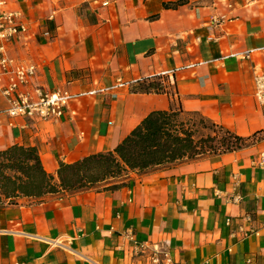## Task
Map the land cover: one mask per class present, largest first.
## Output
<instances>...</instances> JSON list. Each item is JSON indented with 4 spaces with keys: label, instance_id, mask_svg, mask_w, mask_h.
I'll return each instance as SVG.
<instances>
[{
    "label": "crops",
    "instance_id": "0c3cea01",
    "mask_svg": "<svg viewBox=\"0 0 264 264\" xmlns=\"http://www.w3.org/2000/svg\"><path fill=\"white\" fill-rule=\"evenodd\" d=\"M15 7L28 30L8 43V55L36 65V85L74 96L55 121L0 114V151L36 147L58 180L60 163L114 151L155 110L197 114L252 139L142 172L126 168L77 191L2 196L0 264H146L126 233L168 242L182 264H264V105L254 81L255 69L264 70V0ZM148 77H160L164 90H134Z\"/></svg>",
    "mask_w": 264,
    "mask_h": 264
},
{
    "label": "trees",
    "instance_id": "16d2710c",
    "mask_svg": "<svg viewBox=\"0 0 264 264\" xmlns=\"http://www.w3.org/2000/svg\"><path fill=\"white\" fill-rule=\"evenodd\" d=\"M134 90L161 92L164 87L160 77H148L144 83L134 85ZM178 115L176 110L152 111L114 151L91 154L71 164L60 163L58 180L45 170L36 147L13 145L0 151V200L2 196L12 200L21 195L42 197L77 191L117 177L126 168L142 172L193 159L208 150H234L252 139L239 136L222 125L207 123L203 118L202 123L222 131L223 135L196 139L195 131L179 122Z\"/></svg>",
    "mask_w": 264,
    "mask_h": 264
},
{
    "label": "built area",
    "instance_id": "2783aa9c",
    "mask_svg": "<svg viewBox=\"0 0 264 264\" xmlns=\"http://www.w3.org/2000/svg\"><path fill=\"white\" fill-rule=\"evenodd\" d=\"M17 0H0V90L6 100V107L0 114L11 117H28L41 121H55L62 118L74 93L68 88L50 91L34 83L37 67L35 64L20 62L8 55V43L28 30L23 21L22 12L15 7ZM48 34V32H46ZM245 58L251 57L246 51ZM255 97L264 105V70L255 69ZM119 81L108 90L112 91L124 85ZM93 90L91 93H96ZM99 91H104L100 89ZM264 163V152L261 154ZM230 224V218L226 220ZM134 243V257L144 260L146 264H182L172 256L168 242H138L132 233H126ZM14 264H38L17 261Z\"/></svg>",
    "mask_w": 264,
    "mask_h": 264
},
{
    "label": "rangeland",
    "instance_id": "374dc122",
    "mask_svg": "<svg viewBox=\"0 0 264 264\" xmlns=\"http://www.w3.org/2000/svg\"><path fill=\"white\" fill-rule=\"evenodd\" d=\"M201 117L197 114H183L179 112L178 120L179 122H184L185 127H189L195 131L196 139L206 137L207 135H216L219 133L220 136L223 134L222 131L210 126L209 124H205L201 122ZM216 144V141L213 142ZM217 145V144H216ZM213 153V151L208 150L207 153Z\"/></svg>",
    "mask_w": 264,
    "mask_h": 264
}]
</instances>
